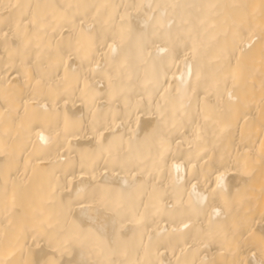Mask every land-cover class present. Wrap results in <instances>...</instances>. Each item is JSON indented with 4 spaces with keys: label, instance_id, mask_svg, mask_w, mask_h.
<instances>
[{
    "label": "bare ground",
    "instance_id": "obj_1",
    "mask_svg": "<svg viewBox=\"0 0 264 264\" xmlns=\"http://www.w3.org/2000/svg\"><path fill=\"white\" fill-rule=\"evenodd\" d=\"M0 264H264V0H0Z\"/></svg>",
    "mask_w": 264,
    "mask_h": 264
}]
</instances>
